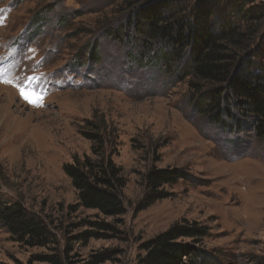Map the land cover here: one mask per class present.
Listing matches in <instances>:
<instances>
[{
  "label": "rangeland",
  "instance_id": "obj_1",
  "mask_svg": "<svg viewBox=\"0 0 264 264\" xmlns=\"http://www.w3.org/2000/svg\"><path fill=\"white\" fill-rule=\"evenodd\" d=\"M240 5L264 15V0H216L213 16L238 21ZM130 10L127 0H0V207L20 203L52 240L28 245L0 218V264H137L142 243L183 218L207 226L206 264H264V136L230 105L231 129L212 118L201 96L212 86L164 64L129 27ZM103 125L126 180L116 217L81 206L63 171ZM152 167L187 178L136 211Z\"/></svg>",
  "mask_w": 264,
  "mask_h": 264
},
{
  "label": "trees",
  "instance_id": "obj_2",
  "mask_svg": "<svg viewBox=\"0 0 264 264\" xmlns=\"http://www.w3.org/2000/svg\"><path fill=\"white\" fill-rule=\"evenodd\" d=\"M127 1L132 8L129 27L158 46L157 54L164 64L179 67L183 63L184 75L212 86L201 94L203 109L212 118L224 123L226 119L222 117L230 105L241 115L250 116L254 132L264 136V66L252 65L257 50L252 45L264 35L263 32L260 35L264 15L259 9L245 10V5H240L237 9L240 18L232 21L215 19L212 7L216 0H201L198 8L197 4L187 5L186 0ZM39 24L42 23L35 22L34 27ZM257 43L260 45L262 40ZM153 53L148 59L155 62ZM235 121L241 120L236 117ZM224 126L231 129L230 122ZM95 129L98 131V126ZM105 130L103 125L101 134L85 132L91 141L90 154L64 163L63 171L81 206L116 217L126 211L123 196L126 180L113 160L117 137L108 133L111 136L103 139ZM186 178L187 173L181 168H150L143 179L145 192L135 210L167 197L165 186ZM0 218L10 233L19 241L27 239L28 245H46L52 241L43 221L30 215L20 203L1 206ZM207 229L197 220L183 218L144 241L137 264H206L207 254L198 245L207 235ZM42 259L55 261L50 256Z\"/></svg>",
  "mask_w": 264,
  "mask_h": 264
},
{
  "label": "snow or ice",
  "instance_id": "obj_3",
  "mask_svg": "<svg viewBox=\"0 0 264 264\" xmlns=\"http://www.w3.org/2000/svg\"><path fill=\"white\" fill-rule=\"evenodd\" d=\"M21 94L24 95L26 99H30L31 96L33 95V94H30V93H27V92H23V91L21 92ZM37 99H38V97H37ZM33 102H35V101H33Z\"/></svg>",
  "mask_w": 264,
  "mask_h": 264
}]
</instances>
